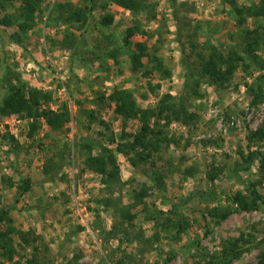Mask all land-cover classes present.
Instances as JSON below:
<instances>
[{"label":"rangeland","instance_id":"1","mask_svg":"<svg viewBox=\"0 0 264 264\" xmlns=\"http://www.w3.org/2000/svg\"><path fill=\"white\" fill-rule=\"evenodd\" d=\"M65 2L75 11L89 0H44L35 28L21 41L13 35L16 27L0 24V79L10 64L31 86L53 93L48 106L58 110L67 103L71 113L58 130L44 118L32 123L20 114L0 115V195L5 205L15 204L11 217L16 230L10 235L15 261L35 252L38 264H260L264 204L235 211L232 196L248 193L252 181L264 193L260 154L248 170L235 172L244 162L242 153H264V135L254 136L259 128L264 131V100L253 104L246 86L258 77L264 86V69L248 59L252 67L242 63L225 84L211 82L202 71L212 46L226 51L235 47L247 56L240 31L255 27L254 20L240 26L231 0H148L137 16L116 4L104 10V0H97L88 20L76 21L60 5ZM105 13L114 16L109 26L102 23ZM129 28L137 32L127 43ZM138 45L161 58L163 69L144 58V67L135 70L132 57ZM258 53L264 59V50ZM115 86L132 88L144 108L159 107L169 95L197 118L189 125L173 121L167 140L137 167L114 152L122 180L110 192L102 176L85 166L84 145L107 146L112 133L119 142L132 141L139 132V121L117 115L109 102ZM8 91L5 83L0 85V99ZM39 103L41 108L46 105ZM92 110L94 117L88 112ZM156 121L153 117L152 123ZM66 147L72 151L62 162ZM156 172L162 174V188L154 180ZM26 180L31 189L24 191ZM142 185L149 189L146 203L140 205L135 195ZM103 197L111 203H103ZM145 204L150 214L165 211L163 216L172 222L164 227L163 220L145 219ZM131 205L136 215L129 221L123 213ZM175 205L177 214L170 212ZM217 207L223 213L234 211L218 223L211 214ZM137 235H144V242ZM239 237L247 244L231 259L223 252L224 243ZM122 238L130 239L120 243ZM0 264L13 262L0 256Z\"/></svg>","mask_w":264,"mask_h":264},{"label":"trees","instance_id":"2","mask_svg":"<svg viewBox=\"0 0 264 264\" xmlns=\"http://www.w3.org/2000/svg\"><path fill=\"white\" fill-rule=\"evenodd\" d=\"M44 0H0V24L6 27H16L17 32H14V36L22 40L26 34L35 28L37 12L41 8ZM148 0H104L100 4V7L104 10L108 8L109 4L119 5L127 10H130L134 16H137L142 9L147 7ZM18 3V5H16ZM97 0H89L84 6H79L72 9V4L61 3L63 8L68 9V16L70 19L76 21L88 20L89 14L96 8ZM230 4L236 16L238 17V23L243 26L249 19H253L256 26L253 28L241 29V34H244V49L247 52V56L242 55L235 47H230L227 51L221 50L217 46L210 47L207 58L202 63L203 75L211 80L213 83L225 84L228 82L237 72L238 68L242 65L246 69L251 68L254 65L264 69V59L259 55L260 49L264 50V22L260 19L264 17V2L257 4L252 3L249 5H239L235 0H231ZM15 7L11 12L9 8ZM138 19V18H136ZM114 16L109 13H105L102 19V23L106 26L112 24ZM177 25L180 28L181 25L177 21ZM139 29V26L136 27ZM137 30L135 28H129L125 37V42L129 43L130 37L135 34ZM21 39V40H20ZM195 45V44H194ZM138 52L133 55V63L135 70H140L144 67V58L152 61L156 68L163 69L164 62L154 53H148L144 45H138ZM208 49L209 46H206ZM117 54V51H115ZM153 54V55H152ZM253 60L247 63V60ZM4 75L0 79V85L4 83L9 87V91L3 95L0 99V115L2 117L13 116L20 114V116L27 117L30 122L38 123L40 118H44L51 128L58 130L63 128L64 124L70 120L71 113L68 104L62 105L58 110H53L48 106L49 102L53 99V93L51 91H45L41 88L33 87L28 81H25L22 76L11 68L10 64L5 65ZM166 76H171L170 70H164ZM146 75V74H145ZM209 80V81H210ZM148 88L152 91L153 84L148 81ZM247 90L252 98V103H258L264 100V86L261 77H258L255 82L246 85ZM194 93L202 96L199 89L195 88ZM109 102L115 104V112L125 120L136 119L140 123V130L137 135H133L132 141L127 139L124 142H119L115 135L112 133L107 138L109 144L104 146H95L94 143H86L84 146L88 148V156L85 159V166L88 169L96 171L102 176V182L110 192L117 187L121 182L120 178V166L117 162L116 153H123L129 160V162L137 167L142 162L149 161L154 147H159L161 143L165 142L168 138L169 132L168 126L173 122H180L182 124L189 125L191 121H195L197 115L190 112L184 104L177 103L169 95H165L162 99V103L159 107L153 108L142 107L136 97L135 91L132 88L127 87H114L109 95ZM46 105L41 108L40 103ZM90 117H94L95 111H88ZM156 117L158 122L152 123V118ZM163 120L164 123H160ZM264 135L263 128H259L254 132V136ZM125 136L124 139L127 137ZM132 136V135H131ZM132 136V137H133ZM110 139V140H109ZM109 145L116 146L114 149ZM72 151V148H65L62 155V162L65 160L67 153ZM97 150V151H95ZM132 150V151H131ZM243 154L244 164L238 163L235 167V172L239 170H248L256 159L261 155L264 163V153L260 151H251L247 156ZM216 175H210V179L214 180ZM163 177L160 172H156L154 180L157 182V187H163ZM257 182L252 181L248 187V193L243 191H237L232 196V202L235 205V211H248L259 208L260 204H264V193H260L256 186ZM14 184H10L13 186ZM22 189H31V184L28 180L22 185ZM148 186L142 185L141 189L135 195L136 203L144 204L145 198L148 194ZM212 190V189H210ZM19 198H16L18 202ZM102 202L109 205V197H103ZM135 205L127 206L124 216L132 221L136 213H131L132 208ZM15 208L14 203L5 205L2 196L0 195V256L6 260L13 262V264H38L37 255L32 252L26 259L15 261V250L12 245V239L10 235L16 230L14 225V219L11 217V211ZM234 210L230 209L226 213L219 207L211 211L212 218H216V222L221 223L228 215ZM170 212H176L177 205H175ZM144 213H146L147 220H163L164 227L168 226L171 219L164 217L163 214L167 213L162 210H155L153 213H149L148 207L145 204ZM150 214V215H149ZM117 226V225H116ZM129 235V230L126 235ZM23 238L26 237L23 235ZM136 238L144 242V235H137ZM130 239V238H129ZM123 239L120 243L125 242ZM243 237L237 239H231L224 243L223 252H227L228 256H232L231 259L238 258L243 252V245L247 244L242 241ZM25 260L24 262H22ZM118 264H123L122 261ZM260 264H264V253L260 255Z\"/></svg>","mask_w":264,"mask_h":264}]
</instances>
